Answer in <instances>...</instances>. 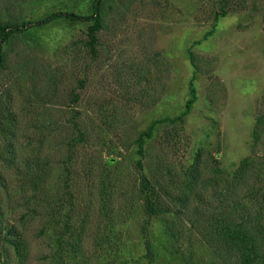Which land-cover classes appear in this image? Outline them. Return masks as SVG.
Returning <instances> with one entry per match:
<instances>
[{"label": "rangeland", "instance_id": "obj_1", "mask_svg": "<svg viewBox=\"0 0 264 264\" xmlns=\"http://www.w3.org/2000/svg\"><path fill=\"white\" fill-rule=\"evenodd\" d=\"M92 5L0 0V24ZM104 13L95 56L90 23L65 20L4 46L0 228L23 232L27 264H53L56 232L82 240L80 264H222L216 216L251 182L264 200L255 170L227 188L246 158L264 159V0H109ZM191 81L185 121L159 123L140 157V135L185 112ZM142 176L168 213L146 214ZM7 258L16 263L0 231V264Z\"/></svg>", "mask_w": 264, "mask_h": 264}, {"label": "trees", "instance_id": "obj_2", "mask_svg": "<svg viewBox=\"0 0 264 264\" xmlns=\"http://www.w3.org/2000/svg\"><path fill=\"white\" fill-rule=\"evenodd\" d=\"M108 1L109 0H93V5L90 14L88 15H79L74 12H54L36 21H24L16 24H0V71L5 67L6 63L5 53L3 52L4 46L8 44L12 38L26 35L33 30L47 27L60 20L73 23H90L88 27L89 40L87 46L89 47L91 54L95 56L97 54L98 34L104 28V8ZM225 16L226 12H223V15H217L216 20ZM208 35L210 36L211 34ZM192 60L193 63H195L194 58ZM190 95L191 97L186 104V110L182 115L176 118H166L164 120L154 121L148 130L140 135L138 138V154L140 157L145 156L147 140L153 137L156 126L159 123L165 121H185V117L190 113L197 100V91L194 87V81H191L190 83ZM258 130L259 128L256 130L255 136L259 135V133H257ZM7 148L9 161L11 164L15 163V148L13 141L8 142ZM37 163L39 162L37 161ZM39 165L41 166V164ZM138 165L140 168L143 167L141 160L138 162ZM252 170L258 171L256 174L257 181L260 179V176H264V159L251 160L250 158H246L242 162L238 174L233 177V184L227 188H230V191H233L236 189V185L240 183H242V185L246 184L250 178L249 172ZM198 173L199 166L195 165L192 169L194 181H198ZM38 180L37 187L42 189L44 187L45 178L40 176ZM142 182L143 188L146 190L145 211L149 218H155L168 213L169 209L161 204L151 180L146 176H142ZM253 185L252 182L248 184L247 190L244 192L245 196L240 199V202H238L239 197L231 199L232 205L231 208H229V213H225L221 210V213L215 218V231L220 237L217 244L224 245V250L223 248L215 246L219 255L222 253V264H264V200H259L261 194L259 191L253 190ZM231 193L232 192H230V194ZM242 200L248 201L244 202ZM2 229L3 227L0 228V231L5 238V242L14 251L15 264H27L30 247L23 232H18L14 227H6L4 228L5 230ZM144 232L147 236L146 243L148 254L152 256L154 254L153 244L151 243V240L148 239L149 234L146 228H144ZM168 232L169 230H167L166 235H168L169 238L172 237L173 234ZM42 233L44 235L47 231H43ZM66 234L56 232L51 237V242H53L55 248L51 254L53 264H80L82 261L86 260L82 249V240L80 238L66 240ZM9 262V259L7 258L3 264H9Z\"/></svg>", "mask_w": 264, "mask_h": 264}]
</instances>
